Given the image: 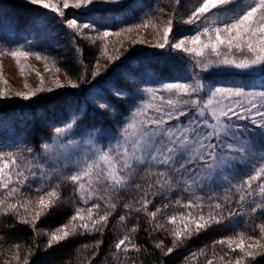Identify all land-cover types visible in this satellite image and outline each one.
Masks as SVG:
<instances>
[{
	"label": "snow or ice",
	"instance_id": "obj_1",
	"mask_svg": "<svg viewBox=\"0 0 264 264\" xmlns=\"http://www.w3.org/2000/svg\"><path fill=\"white\" fill-rule=\"evenodd\" d=\"M119 2L120 0H25L28 5L58 15L76 35H81L83 30L93 29V25L81 24L76 18L66 19V9L71 7L80 10L97 3ZM180 2L181 0H176V3ZM182 23L192 26L194 34L185 35L173 42L177 30L174 28L173 18H170L163 28L162 42L158 41L154 47L194 56L195 67L202 70L212 66L240 71L258 67L264 72V0H196ZM143 26L156 27L149 21H144ZM109 35L112 33L106 30L101 38L106 39ZM140 42L143 43L142 40ZM5 51L16 59L22 73L26 65L21 63V58L35 55L38 60L41 59L39 53L26 51L22 47ZM104 54L107 55L106 47ZM209 54L214 59L209 58ZM115 59L118 58L109 57V60ZM36 76L43 85L44 79L39 72ZM69 86L78 87L71 80ZM61 87L64 85L56 81L55 88ZM44 91L52 92L53 89L37 87L14 95L31 100ZM139 92V100L130 108L128 118L117 121L118 133L112 134L109 142L102 146H97L92 139L84 140L86 150L83 157L76 160L68 158V164L74 170L71 175L60 176V182L55 185L50 183V178L59 176V172L54 170L49 174L45 166L39 163V154L32 155V148H27V156L22 149L0 152V216H15L16 223L30 226L35 235L47 236L45 251L74 236L102 233L108 225L109 217L117 208V204L111 201L112 194L119 193L133 183L135 170L141 166L145 167L147 189L138 201L139 207L133 209L131 204L126 203L124 208L137 213L144 212L150 220H156L158 215H163L173 205L185 210L164 217L165 223L155 224L156 231H167L166 226H171L173 247H169L165 255L171 254L175 248L183 246L185 240L198 236L213 225L223 224L225 220L230 224L237 223V217L244 215L243 205L249 198H254L255 204L247 209L249 213L264 211V86L260 90L241 86L206 88L197 75L192 77V82H159L158 86L145 87ZM121 95L120 90H117L116 96ZM8 96L6 89H0V99ZM100 107L107 110L109 105L101 104ZM75 125L76 121L73 120L62 127H55L52 138L66 139L67 133ZM244 130L248 131L249 139H241ZM251 137L259 138L258 145ZM72 143L69 139L68 144ZM40 148L41 153L50 158L52 145L45 142ZM237 160L245 165L250 164L251 174L245 173L244 178L236 184H232L228 176H224V180L230 185V190H235L239 199L233 201L226 192L223 202L217 200L210 203V210L205 214L204 197L196 195L195 190L202 187L203 181L211 180L217 170H230ZM34 184L36 187H33ZM65 184L73 186L77 200L72 215L67 223L53 231L38 230V222L61 204L60 189ZM181 184L182 192L188 194L186 200L177 198L155 207V211L148 210L149 205H153V200L148 198L149 193L152 197L166 196L178 190ZM136 187L140 190V185ZM153 188L155 191H152ZM257 197L258 200L255 199ZM207 199H216L215 194L208 195ZM232 203L240 205V209H232L225 216V207ZM197 208L200 209L199 214L193 211ZM21 210L28 215H21ZM119 219L123 222L127 217L121 215ZM257 227L259 237H246L247 240H254V243L245 244L243 232L237 234L238 239L227 237L214 241L213 245H227L228 251L220 259L224 261L228 257L225 264H250L257 256H264V223ZM129 231L135 232L136 227ZM101 243L103 241L97 242V248ZM155 247L163 249V241L158 242ZM114 248L125 254L130 250H139L129 235L119 239ZM37 250L38 248L31 249L23 257V264H30ZM237 250L240 255L233 261L231 254ZM200 255H205L204 250H201ZM196 256V253L191 254L193 260ZM13 260L20 264L21 258L16 256ZM207 264H212V259H208Z\"/></svg>",
	"mask_w": 264,
	"mask_h": 264
},
{
	"label": "trees",
	"instance_id": "obj_2",
	"mask_svg": "<svg viewBox=\"0 0 264 264\" xmlns=\"http://www.w3.org/2000/svg\"><path fill=\"white\" fill-rule=\"evenodd\" d=\"M195 2L196 0H181L178 4L176 0H127L114 9L89 12L66 9L65 14L66 19L76 18L81 24L90 23L99 32H117L141 25L144 21H151L158 26L167 25V21L173 18L174 28L177 30L175 38L179 39L194 34L192 26L185 25L182 21L190 14ZM0 40L9 46L39 53L41 59L78 85L75 88L62 87L47 95L40 94L31 100L10 99L0 104V152L22 149L27 156V148H32V155L39 154V163L45 166L49 174L54 170L59 172V176L50 178L53 185L60 182V176L71 175L74 170L61 165L60 162L49 160L41 153L40 146L43 143L53 142L55 127H62L75 120L74 129L67 133L68 138L75 139L86 133L94 136L97 144L105 145L112 134L118 133L117 121L128 118L129 110L138 102L141 95L139 90L142 88L156 87L159 82H192V77L197 75L206 88L241 86L260 90L264 86V72L261 70H221L219 66L202 70L195 67L194 56L172 52L171 49L162 50L146 45L122 43L116 52L104 56L97 49L96 43L76 35L65 26L58 15L28 5L24 0H0ZM109 57L118 59L109 60ZM94 72L97 75L93 76ZM117 90L122 93L120 97L116 96ZM101 104H107L109 108L105 110L100 107ZM249 138L248 131L244 130L241 139ZM251 139L258 145V137ZM256 150L258 151V148ZM249 169L250 164L245 165L237 160L230 170H225L223 176H228L232 184H236L244 178L245 173L251 174ZM144 171V166L137 168L133 176L134 182L119 193L112 194L111 201L117 204V208L112 212L102 233L74 236L48 251H45L47 236L35 235L30 226L16 223L15 216H0V264L4 261L16 264L12 254L14 257L19 256L20 264H23V257L34 248L38 250L30 264H132L133 261L135 264H207L208 259H212V264H225L228 257H225L224 261L220 257L228 251L227 245H213L214 241L227 237L238 239L237 234L240 232L245 233V244L255 242L247 240V235L259 237L257 226L264 223V211L249 213L247 209L255 206L254 198H249L243 205L244 215L237 217V223L230 224L225 220L223 224L213 225L211 229L185 240L183 246L165 255L167 249L173 247L171 226H166L167 231H156L155 224L165 223L164 217L185 210L173 205L167 208L163 215H158L156 220H150L144 212L137 213L125 209L123 205L126 203L131 204L133 209L140 206L138 201L147 189ZM37 176L39 177V173ZM137 185H140V190ZM182 189L183 184L166 196L152 197L149 193L148 198L153 200V205H149L148 210L155 211V207L177 198L186 200L188 194L183 193ZM60 191L61 204L38 222V230L53 231L67 223L72 215L73 206L77 203L73 186L65 184ZM152 191H155V188ZM195 191L196 195L204 197L205 214L210 210V203L217 200L223 202L226 192L233 201L239 199L238 194H235L234 189L230 190V185L224 179L215 184L202 183V187ZM210 194H215L216 199L209 201L207 197ZM240 207L236 203L227 205L223 214L227 216L230 210ZM193 211L199 214L200 209ZM20 214L26 216L23 210ZM121 215L127 217L123 222L119 219ZM13 224L16 226L12 227ZM134 226L136 231H129ZM124 235L131 237L138 245V251L130 250L127 254L122 250L117 252L114 244ZM98 241L103 243L97 248ZM160 241L164 243L163 249L155 247ZM14 245L20 247L16 248ZM201 250H204L205 255H200ZM192 253L197 254L195 260L191 257ZM238 255V250L232 253V260ZM250 264H264V256H257Z\"/></svg>",
	"mask_w": 264,
	"mask_h": 264
},
{
	"label": "rangeland",
	"instance_id": "obj_3",
	"mask_svg": "<svg viewBox=\"0 0 264 264\" xmlns=\"http://www.w3.org/2000/svg\"><path fill=\"white\" fill-rule=\"evenodd\" d=\"M25 1V0H24ZM127 0H120L119 3L113 4V3H97L95 5H92L86 9H74L76 11H82V12H89L93 10H106V9H114L121 4L125 3ZM62 6V5H61ZM73 9V8H69ZM150 24H155L150 21ZM156 27L153 28L151 26L144 27L143 24L129 28L122 29L120 31H117L120 33V35H115L117 32H111L112 35H109L106 39L101 38L102 33L99 32L97 29L93 27V29L90 30H83L81 36H83L84 39L91 43L97 44V49L99 52L101 51L102 54L105 56L104 51L105 47L108 50L107 54L116 52L118 50L119 46L124 43L125 45H146L149 47H154V45L163 39V28L166 25L158 26L155 24ZM127 29H131L130 31H126ZM99 32V33H98ZM182 39V38H179ZM179 39L174 38L173 42L178 41ZM143 41L141 43L140 41ZM20 48L18 46H9L7 43L0 40V89H6L9 93L8 98L0 99V104L5 103L7 100L15 99L18 100L20 97H16L14 93L16 92H28L30 90H35L37 87H43L45 89L52 88V92L44 91L40 94H49L54 93L56 90H59L61 88H55V82L59 81L61 85H64V87H70L69 81L70 79L66 77L61 71L57 70L56 68H53L46 60L43 59H37L35 55H30L27 58H21V63L26 65V67L23 70V73L21 72L20 65L17 64L16 59L13 58L11 55L8 54L5 49L12 50ZM31 49V48H28ZM25 50V49H24ZM28 51V50H26ZM34 53L32 50L29 51ZM42 58V57H41ZM209 58H212L209 54ZM221 70H237L234 68H228L219 66ZM48 69L47 71L45 69ZM260 69L257 67L252 70H248L249 72H258ZM240 71V70H238ZM39 72L40 75L44 79L43 85L40 84L39 78L36 76V73ZM4 81H7V83H4ZM36 96V97H37ZM22 99V98H20ZM94 137V136H93ZM92 136L84 133V135L73 138H66L62 140H53L50 144L52 145V151L49 156L46 155V157L49 160H52L54 162H60L61 165L66 167H71V165L68 164V158L72 160L80 159L83 157V154L86 150V145L84 144V140L86 139H93ZM72 140L73 143L71 145L68 144V140ZM109 142V141H108ZM107 144V143H106ZM105 144V145H106ZM97 146H102L97 144ZM226 170V169H225ZM225 170H217L216 173H213V177L211 180H205L202 183L206 184H215L221 180L224 179L223 174H225ZM15 202V201H13ZM34 211V208H33ZM24 214L27 216L28 214L23 210ZM11 257H14L12 254ZM5 261L3 262V264ZM12 263V262H11ZM8 264H10L8 262Z\"/></svg>",
	"mask_w": 264,
	"mask_h": 264
}]
</instances>
